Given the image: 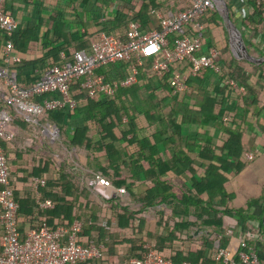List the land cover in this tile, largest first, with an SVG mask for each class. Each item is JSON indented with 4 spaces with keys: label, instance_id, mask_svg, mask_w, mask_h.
Wrapping results in <instances>:
<instances>
[{
    "label": "crops",
    "instance_id": "obj_1",
    "mask_svg": "<svg viewBox=\"0 0 264 264\" xmlns=\"http://www.w3.org/2000/svg\"><path fill=\"white\" fill-rule=\"evenodd\" d=\"M143 1L7 0L6 8L20 22L21 32L34 35V39L28 41L29 54L16 49L24 59L18 66V79L25 84L36 82L55 63L54 57L49 54L50 49H58L60 59L64 60L74 51L88 50V40L84 36H93L99 29L110 30V34L124 37L128 27L126 22H122L121 14L128 10L131 14V8L140 11ZM219 2V6L202 18L206 28L201 53L219 50L224 72L232 74L235 79L223 82L210 70L208 75L202 76L197 87L213 98L220 97L218 94L226 90L227 116L230 122L241 126L247 138L245 166L239 173H225L221 164L213 163L218 172L226 177L224 188L230 197L225 200L220 194L209 195L207 191L198 194L193 188V184L203 178L209 165L207 161L202 160L203 165L193 162L188 167L162 164L164 173L158 175V165L142 168L138 159L128 158L133 154V148L124 142L120 151L127 165L119 167V175L128 181L120 184L117 180L119 175L108 161L100 167L91 151L69 145L73 130L87 124L83 116L73 117L56 142H50L31 127L21 129L17 126V136L7 141L4 147L13 172L15 199L23 212L19 218L22 235L33 229L39 220L37 206L57 198L62 186L57 173L63 171V166L58 168V163L70 157L75 163L73 170L72 167L66 168L72 173L73 217L86 223L89 240L101 241V246L107 252L108 264H125L129 259L140 258L144 243L156 246L162 254L174 258L177 263L202 253L205 261L200 264H221L208 260L216 245L236 252L242 241L250 242L249 246L260 254V264H264V202L261 200L262 203L258 205L248 206L264 196V8L256 9V0ZM147 4L148 11L140 22L143 33L157 29L161 16L184 10L189 5L188 0H154L153 5ZM188 29V33L194 35ZM236 29L242 34L246 53L239 45ZM3 36L0 32V66L5 65L2 59ZM102 71L112 76L108 68ZM175 72H172V76ZM116 73L120 74V71L116 70ZM157 82L155 79L153 83L159 90L161 87ZM5 92L7 88L1 79L0 96ZM192 92L190 89L189 93ZM189 103L192 107L194 99H190ZM205 117L204 126L199 123L182 126L184 141L176 148L182 149L191 159H197L205 147V141L200 140L194 152L188 151L187 143L190 144L198 135L202 134L211 141L217 153L229 139V134L221 131L215 120ZM232 125L227 127L231 128ZM89 135L96 141V132L92 131ZM186 138L190 140L186 142ZM56 143V146H52ZM159 147L163 159L166 155L172 156V148L169 151L163 145ZM246 153L254 154L255 159L247 161ZM134 160L136 168L132 171L129 163ZM51 162L56 163L55 170L51 168ZM96 175L109 180L111 186L106 189L91 186ZM34 179L47 182L45 186H39ZM155 187L158 190L153 194ZM119 189H125V193H118ZM103 191L109 192L111 197H104ZM235 210H244L245 217L254 216L247 223V229L240 226L241 220L237 214L226 213ZM62 217L64 214L55 217L53 222L57 224ZM104 222L107 227L103 225ZM1 235L0 229V242Z\"/></svg>",
    "mask_w": 264,
    "mask_h": 264
},
{
    "label": "built area",
    "instance_id": "obj_2",
    "mask_svg": "<svg viewBox=\"0 0 264 264\" xmlns=\"http://www.w3.org/2000/svg\"><path fill=\"white\" fill-rule=\"evenodd\" d=\"M7 0H0V30L5 34V45L2 49L4 66H0V80L7 88L0 99L16 114L23 115L32 129L38 134L47 137L50 142L59 139L60 132L55 124L47 119L49 111L60 108L77 107V101L72 98L71 86L82 81V88L87 96L95 99L99 95L113 97L120 88H128L138 83L139 68L144 65L143 56L152 59V72L157 77H164L169 73L171 66L189 63L191 71L188 73L176 70L172 76L174 94L187 90L189 76H196L204 69L221 71L220 51L210 50L208 54L201 53L203 48L204 25L203 16L211 9L220 5L219 0H189V5L178 12L161 16L159 27L148 33H143L139 21L128 24L126 34L102 33L88 50L82 49L74 53L71 62L48 69L39 80L31 85L20 83L17 73L9 70L11 65L22 61V56L16 51L12 39L20 29V22L7 10ZM257 4L264 0H256ZM194 33L190 35L189 29ZM174 36L172 44L169 40ZM155 44L158 51L151 55L146 49ZM172 45V48H171ZM65 57V56H64ZM130 62V70L126 77L109 80L106 74L97 71L108 68L111 64ZM56 93L59 98H45L42 102H35L36 97ZM225 122L230 118L225 117ZM17 136V128L13 124L12 116L5 110L0 111V229L2 230V253L0 264H85L102 257L103 246L91 244L84 246L79 243V234L83 224L75 221L71 227L58 226L55 229L43 224L33 228L25 235L19 229V205L15 199L14 189L11 186V169L9 157L5 153L1 141L9 142ZM247 161L255 159L254 154H245ZM34 183L45 186L46 180L34 179ZM93 187L108 188L111 183L101 175H96L90 183ZM118 193H125L119 189ZM106 198L109 192L103 191ZM41 208L48 209L54 206L51 200L40 204ZM107 227L106 222L103 224ZM142 258H135L129 264H175L172 260L158 254L150 244L144 246ZM216 258L223 264H260L256 250L240 243L238 251L218 247ZM182 264H190L184 262Z\"/></svg>",
    "mask_w": 264,
    "mask_h": 264
},
{
    "label": "trees",
    "instance_id": "obj_3",
    "mask_svg": "<svg viewBox=\"0 0 264 264\" xmlns=\"http://www.w3.org/2000/svg\"><path fill=\"white\" fill-rule=\"evenodd\" d=\"M153 1L154 0L143 1V4L140 5V11H136L135 9L133 10V8H131V14L129 13V10L126 11L125 14H121L122 22H126L125 25L127 27L129 22L131 21L141 22L143 14H146L148 11L147 3L149 2V5H153ZM255 6L256 9L261 10L264 8V3L259 5L256 4ZM201 23L204 25L205 29L206 26L202 22V19ZM0 32L4 35L3 37L5 39V34L1 30ZM110 32V30L105 31L104 29H99L93 34V36H84V39L88 40L87 47L90 48L93 41L102 33L110 34ZM173 38L174 36L169 37L171 44ZM12 39L18 51L22 52L23 54L30 53L28 41L34 39V35L31 32H21L20 28L17 32H15ZM4 45L5 42L3 44V47ZM77 51L72 52V54H70L64 60L62 58L60 59L61 52H59L58 49H50L49 54L54 57L55 63L51 65L48 69L54 66L61 65L65 62H71L73 60L74 53ZM23 60L24 59H22V61ZM22 61L18 64L11 65L9 68V70L15 71L17 73V79L18 66L22 63ZM143 61L144 65L139 68L141 76L138 80V83L128 88H120L113 97H107L101 94L95 99H91L87 96L84 89L82 88V81L73 83L71 86V95L72 98L77 101V107H75L74 109L70 107H64L55 111H49L47 113L48 121L52 124L55 123L57 125V128L59 129V132L62 134V130H64L65 125H68L73 117L83 116L87 124L83 127H78L73 130V135L69 139V145L75 148L85 147L88 151H91L93 159L95 160V162H97V164L100 165V167L102 166V163L108 161L110 167L113 168L118 175L121 173L119 167H124L125 165H127L125 163L126 161L123 160V152L121 153L120 151L121 147L123 146V142L126 143L128 147L133 148V154H131V156L129 157L127 156L128 158L138 159L142 165V168H147L151 165H158V167L160 168V173L158 172V175L164 173L162 164L166 166L170 164H182L185 165V167H188L193 162L199 165H203V162L201 161H207L209 165L207 166L203 178L200 181L198 180L199 182H195L193 184V188L198 192V194L207 191L209 195L220 194L225 200L228 199L230 196L224 188V183L227 181V179L225 176L221 175L218 172L213 163L217 162L221 164L222 169L225 173L232 174L233 171H236L235 174L239 173L245 166L244 149L246 146L245 144L247 142V138L245 136V132L241 129V126H239L236 122H225L223 120L224 117H229L227 116L229 115V113L227 112L228 109L226 106L228 99V94L226 90H223L220 94H218L220 95V97L217 96L218 98H213L211 96L203 94L201 89L197 86L199 85L200 81H202V76L208 75L210 73V70L211 72H214L218 76H220V79L223 82L227 79L235 78L232 74H226V72H224V67L221 64L222 68L220 72H215L212 69H204L199 72L196 76H191L190 80L187 82V90L185 92L174 94V87L172 85V72L174 70H179L182 72L186 71L188 73L191 71V65L188 62L173 65L171 66L169 73H167L164 77L160 78L155 76L152 72V59L143 56ZM130 66V62H120L118 64H111L108 67V71L112 73L111 77L109 76V74L106 73V71H102L106 70L107 68L99 69L101 71L98 70L97 73L106 74L109 80L120 79L128 75ZM116 70H119L120 74H114ZM45 72L43 74H45ZM155 79L158 80L157 83L161 87V89L159 90H157L158 87H156V85H154L153 83ZM18 81L20 83H23L19 79ZM31 84L33 83H29L26 85ZM244 88L246 89V91H248V88L246 86ZM190 89L193 90L191 94L189 93ZM53 96H57L56 93H49L43 95L42 97H36L34 101L40 103L45 98H59V95L58 97ZM190 99H194L192 107L189 103ZM1 110L7 111L12 116L13 124L16 127L18 126L21 129H29V127H31L30 123L26 121L23 115L16 114V112L12 108H9L0 99V111ZM205 116H209L211 119L215 120V122H217V125L219 126V129L229 134V139L224 143L223 147L219 149L217 153V148L213 146L211 141H208L206 137L202 134L198 135L190 144L187 143L188 151L194 152L196 148V143L200 140L205 141V147L203 151L198 154V156L196 157L197 159H191L190 156L184 154L182 149L176 148L179 144L182 145V142L184 141V137L182 135V126L184 124L194 123H199L204 126V118H206ZM231 125V128L227 127ZM92 131L97 133L96 141L89 135ZM189 140V138H186V142ZM1 142L3 147L5 146V144H7L5 141ZM56 145L57 143L53 144L52 146ZM160 145H163L169 151L172 148V156L170 157L169 155H166L163 159L160 152ZM4 150L7 154L5 147ZM121 159L123 160V166L120 165ZM51 163V168L55 170L56 163ZM74 164L75 163L71 161L70 157L67 159H62L58 163V168L61 169L63 166V171H59L57 173V175L60 176L59 181L62 185L61 190L57 195V198L53 200L54 206L52 208L43 209L40 207L41 203L37 206V211L40 218L34 225V228H39L43 224H47L51 229H55L58 226L71 227L75 221H80L83 224V229L82 232L79 234V243L84 246H89L93 243L101 245L102 243L100 240H89L90 234L87 231L88 227L86 223L83 222L82 219L80 220V218L73 217L74 200L72 184L73 181L71 178L72 173L71 171H67L66 168L71 169L72 167L73 170ZM129 164L131 165V170L134 171V168H136L135 160L131 161ZM10 169L11 186L14 189L15 193V183L12 178L13 172L11 164ZM72 172L75 173L74 171ZM132 177H134V174H132ZM117 180L119 181V183L121 182L120 184H124L128 181L127 178L121 175L117 177ZM156 187L155 189L153 188V194L155 191L158 190V188ZM48 197H50V195ZM261 200L262 202H264V196L259 200L250 202L248 206L250 207L253 204L258 205L262 203ZM22 213L23 212L22 210H20L19 206L18 221L20 220L19 218ZM226 213L237 214V216H239L241 220L240 226H243L244 229H247L246 226L250 219H254V216L245 217L244 210L227 211ZM61 214H64V217L60 218L58 223L55 224L53 220H55V217H59ZM43 215H46V217ZM262 225L264 228V222H262ZM262 235H264V230L262 232ZM2 238L3 237L1 235L0 254L2 253ZM246 243L248 246L250 245L249 241H246ZM146 244L148 243H144L142 245V253L140 258L144 256V246ZM218 246L219 244L216 245V248ZM152 247L156 250L158 254H162L156 248V246ZM216 248L211 258L208 260L213 261L214 263L216 262L223 264L216 258ZM258 255L260 258V254ZM164 257L172 260L175 264H182L184 262H188L190 264H200L204 263L205 261L202 253L198 254L197 257H189L181 263H177L172 257H167L165 255ZM130 260L131 259L127 260L125 264H129ZM85 264H108L106 249L103 247L102 257L100 259L87 262Z\"/></svg>",
    "mask_w": 264,
    "mask_h": 264
},
{
    "label": "water",
    "instance_id": "obj_4",
    "mask_svg": "<svg viewBox=\"0 0 264 264\" xmlns=\"http://www.w3.org/2000/svg\"><path fill=\"white\" fill-rule=\"evenodd\" d=\"M236 34L238 36V39H239V45L244 49L245 53H246V48H245V44L243 42V37H242V34L236 29ZM245 58H248V57H245Z\"/></svg>",
    "mask_w": 264,
    "mask_h": 264
},
{
    "label": "clouds",
    "instance_id": "obj_5",
    "mask_svg": "<svg viewBox=\"0 0 264 264\" xmlns=\"http://www.w3.org/2000/svg\"><path fill=\"white\" fill-rule=\"evenodd\" d=\"M158 51V48L155 44H152L149 48L146 49V53L148 55L153 54L154 52Z\"/></svg>",
    "mask_w": 264,
    "mask_h": 264
}]
</instances>
